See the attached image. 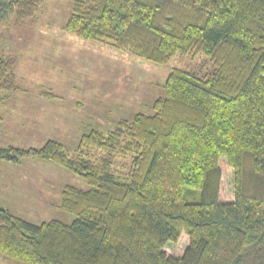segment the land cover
I'll return each instance as SVG.
<instances>
[{"label":"trees","instance_id":"1","mask_svg":"<svg viewBox=\"0 0 264 264\" xmlns=\"http://www.w3.org/2000/svg\"><path fill=\"white\" fill-rule=\"evenodd\" d=\"M70 1L74 35L158 65L202 54L212 70L174 68L153 112L91 128L74 150L56 139L0 145L2 159L48 160L90 185L62 190L72 223H33L0 205V254L26 264H264V0ZM40 2L0 0V29L34 17ZM18 89L15 58L0 52V104Z\"/></svg>","mask_w":264,"mask_h":264},{"label":"rangeland","instance_id":"2","mask_svg":"<svg viewBox=\"0 0 264 264\" xmlns=\"http://www.w3.org/2000/svg\"><path fill=\"white\" fill-rule=\"evenodd\" d=\"M70 13V0H41L34 17L20 23L11 18L1 27L0 52L15 58L20 85L12 94H24L29 99L10 104L18 105L19 116L35 117L30 125L10 127V115L0 105L1 115L7 117L5 123L0 122V145L39 148L48 139H56L74 150L81 135L91 128L108 130L121 118L153 112V101L164 94V82L174 68L200 75L212 70L202 54L176 55L168 63L158 65L110 44L74 35L65 29ZM46 91L58 98L30 100L34 98L30 95ZM20 104L39 107L24 109ZM39 104L47 108L41 110ZM44 115L48 126L41 121ZM226 181L227 194L233 198L231 171ZM67 184L90 187L80 174L48 160L28 157L13 163L0 158V205L30 222L53 218L74 221V215L60 206ZM178 246L171 244L166 248L173 252ZM0 264L26 263L0 254Z\"/></svg>","mask_w":264,"mask_h":264},{"label":"crops","instance_id":"3","mask_svg":"<svg viewBox=\"0 0 264 264\" xmlns=\"http://www.w3.org/2000/svg\"><path fill=\"white\" fill-rule=\"evenodd\" d=\"M26 97L27 96L24 95V94L23 95H17V96H14L13 94H11V96L7 100H5L4 102H2L0 104V105L3 104L6 107V111L10 115V116H8L10 121L7 122V123H9L10 127H14V126H16L18 124L19 125H22V124H29L30 125L31 122L34 121V117L35 116H33V115H30V116H19L18 115L19 109L17 108L18 105L16 103L10 104V102L29 100ZM30 97H34V98L30 99L32 101L43 102V101L53 100V98H56L57 96H56V94H55V96H53V95H49V94H45V93H40V94H36V95H30ZM39 105L42 107L41 110H44V109L47 108V105H45V104H39ZM19 106H21L20 108H24V109H27V108H38L39 107L37 104L31 105V106L25 105V104H20ZM25 111H27V110H25ZM26 113L27 112L22 113V114L25 115ZM30 113H31V111L28 112V114H30ZM6 118H7L6 116L1 115V113H0V122H4L5 123V119ZM27 118H28V121L26 120ZM41 118H42L41 119L42 123H44V125L48 126V124H47V116L44 115V116H41ZM10 162H13V161H10ZM21 162H22V160L19 161V162H13V163H21ZM12 187L16 188L17 186L13 185Z\"/></svg>","mask_w":264,"mask_h":264}]
</instances>
